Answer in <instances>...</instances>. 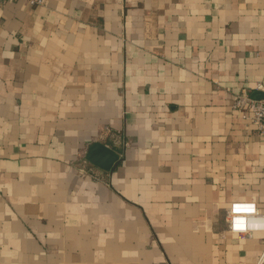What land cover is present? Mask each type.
<instances>
[{
	"label": "crops",
	"instance_id": "1",
	"mask_svg": "<svg viewBox=\"0 0 264 264\" xmlns=\"http://www.w3.org/2000/svg\"><path fill=\"white\" fill-rule=\"evenodd\" d=\"M263 77L264 0L0 2V264H256Z\"/></svg>",
	"mask_w": 264,
	"mask_h": 264
},
{
	"label": "built area",
	"instance_id": "2",
	"mask_svg": "<svg viewBox=\"0 0 264 264\" xmlns=\"http://www.w3.org/2000/svg\"><path fill=\"white\" fill-rule=\"evenodd\" d=\"M10 0H0L7 2ZM32 4H41L43 0H30ZM255 90L264 92V77L256 83ZM233 107L242 112L244 118H249L256 126L258 135L264 141V97L257 99L246 90L237 94ZM229 230L235 234L244 235L252 231L264 230V209L254 200H237L229 209ZM256 264H264V250Z\"/></svg>",
	"mask_w": 264,
	"mask_h": 264
},
{
	"label": "water",
	"instance_id": "3",
	"mask_svg": "<svg viewBox=\"0 0 264 264\" xmlns=\"http://www.w3.org/2000/svg\"><path fill=\"white\" fill-rule=\"evenodd\" d=\"M252 96L260 99L264 97V92L255 90ZM87 158L94 164L110 170L117 162L119 155L105 144L97 142L90 147Z\"/></svg>",
	"mask_w": 264,
	"mask_h": 264
}]
</instances>
